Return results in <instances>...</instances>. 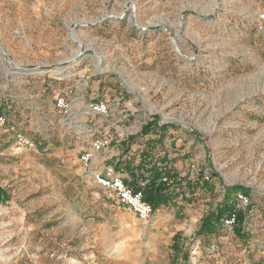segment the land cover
<instances>
[{"label": "rangeland", "instance_id": "1", "mask_svg": "<svg viewBox=\"0 0 264 264\" xmlns=\"http://www.w3.org/2000/svg\"><path fill=\"white\" fill-rule=\"evenodd\" d=\"M262 15L264 0H0V264H264ZM93 94L129 108L150 156L181 138L206 196L175 174L142 222L101 189L80 161L112 122L84 110ZM225 202L244 220L198 238Z\"/></svg>", "mask_w": 264, "mask_h": 264}, {"label": "crops", "instance_id": "2", "mask_svg": "<svg viewBox=\"0 0 264 264\" xmlns=\"http://www.w3.org/2000/svg\"><path fill=\"white\" fill-rule=\"evenodd\" d=\"M38 22H42L44 31H47L51 27L47 25L45 19L39 18ZM83 96L85 95L83 94ZM107 97L104 96L102 98L99 94H93L90 97L86 95L85 102L88 104L100 99L110 101ZM111 103L113 107L109 118L112 119V122L107 128H104V124L96 122L91 132L93 140L100 137L111 138L112 140L111 146L96 156V170L104 172L108 166H114L129 185L136 187L141 184L150 185L153 179L151 177L152 172L159 168L160 171L165 170L170 176L177 174L184 178L183 184L189 189L190 193L192 192V196L201 194L206 196L207 188L206 184L203 183L202 176L199 177L198 174L190 172L188 170L189 165L187 164L189 160L184 161L187 155L184 150L180 149L182 145L181 138H177V140L173 139L175 137L172 138V136L165 138L159 151L150 156L147 144L149 145V142L154 137L149 138L148 135L145 137L138 135L140 129L137 124L138 122L135 120L131 121L129 115H122L129 108L126 105L120 107V105L115 104L113 101ZM119 107L122 109L119 110ZM73 118L75 117L73 116ZM101 129L104 130L103 134L101 133ZM170 134L172 135V133ZM191 151L193 152V150ZM129 161L132 162V169L127 167L131 163ZM156 165L158 166L157 168H155ZM176 193L179 192L176 190Z\"/></svg>", "mask_w": 264, "mask_h": 264}, {"label": "built area", "instance_id": "3", "mask_svg": "<svg viewBox=\"0 0 264 264\" xmlns=\"http://www.w3.org/2000/svg\"><path fill=\"white\" fill-rule=\"evenodd\" d=\"M264 19V15H262ZM57 109L61 111L66 118H73L72 104L68 97H59L56 104ZM112 103L109 100H95L83 107L86 112L94 116H102L109 118L112 112ZM111 138L100 137L92 140L89 149L81 154V163L94 178L97 185L103 189L109 196L116 199L119 204L127 207L142 222H149L154 214V207L145 200L143 188L145 184H141L140 188L129 185L124 177L120 175L114 166H108L104 172L95 169L96 156L110 147ZM238 204L247 206L249 199L243 194L238 195ZM237 224L236 213H233L224 220V228L232 229Z\"/></svg>", "mask_w": 264, "mask_h": 264}, {"label": "trees", "instance_id": "4", "mask_svg": "<svg viewBox=\"0 0 264 264\" xmlns=\"http://www.w3.org/2000/svg\"><path fill=\"white\" fill-rule=\"evenodd\" d=\"M160 177V184L157 180ZM170 177L165 170L160 171V176H157L150 185H145L143 188L145 193V200L154 207V210L157 211L160 207L169 205L174 198L178 195L176 193L177 188L181 187V183L178 186H174V183H170ZM176 187V189L174 188ZM140 188V186H136ZM6 193L0 189V201L7 200ZM233 213H236L237 219L243 221L245 213L240 211L237 212L235 205L225 202L218 207L217 212L213 213L202 225L201 229L196 234L198 238L208 234L215 235L220 232L223 227L224 220L228 218Z\"/></svg>", "mask_w": 264, "mask_h": 264}, {"label": "bare ground", "instance_id": "5", "mask_svg": "<svg viewBox=\"0 0 264 264\" xmlns=\"http://www.w3.org/2000/svg\"><path fill=\"white\" fill-rule=\"evenodd\" d=\"M131 8H132V7H131ZM132 21H134L135 23L137 22V19L135 18V16L132 17ZM80 45H82V44H80Z\"/></svg>", "mask_w": 264, "mask_h": 264}, {"label": "water", "instance_id": "6", "mask_svg": "<svg viewBox=\"0 0 264 264\" xmlns=\"http://www.w3.org/2000/svg\"><path fill=\"white\" fill-rule=\"evenodd\" d=\"M128 9H131V5L128 7ZM81 51L83 52V47L80 45Z\"/></svg>", "mask_w": 264, "mask_h": 264}]
</instances>
